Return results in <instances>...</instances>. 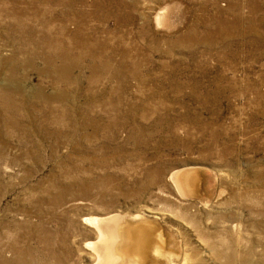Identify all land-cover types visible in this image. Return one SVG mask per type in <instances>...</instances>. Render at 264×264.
Listing matches in <instances>:
<instances>
[{
  "label": "rangeland",
  "instance_id": "obj_1",
  "mask_svg": "<svg viewBox=\"0 0 264 264\" xmlns=\"http://www.w3.org/2000/svg\"><path fill=\"white\" fill-rule=\"evenodd\" d=\"M0 99V247L95 264L108 217L107 264L158 259L131 222L160 264H264V0H0Z\"/></svg>",
  "mask_w": 264,
  "mask_h": 264
},
{
  "label": "bare ground",
  "instance_id": "obj_2",
  "mask_svg": "<svg viewBox=\"0 0 264 264\" xmlns=\"http://www.w3.org/2000/svg\"><path fill=\"white\" fill-rule=\"evenodd\" d=\"M106 3V2H105ZM120 3V2H119ZM98 6V5H97ZM16 9V8H15ZM119 9V8H118ZM17 17V16H16ZM117 19V18H116ZM123 20V19H122ZM117 21V20H116ZM142 29V28H141ZM33 29H31L32 31ZM38 31V30H37ZM66 31V30H65ZM39 32V31H38ZM37 32V33H38ZM27 33V31H26ZM40 33V32H39ZM63 33L65 35V32L63 30ZM141 33V31H140ZM36 34V33H35ZM67 34V32H66ZM63 35V34H62ZM63 35V36H64ZM75 36V35H74ZM76 37V36H75ZM145 37V36H144ZM74 39V37H73ZM76 39V38H75ZM78 39V38H77ZM79 42V41H78ZM85 43V42H84ZM57 44V48H55V53H58L57 55L58 56H61L62 58H64L66 60L67 56L69 55V53H71V50H69L71 47L69 46L68 47H65L63 45H59V43L56 41ZM73 44V43H72ZM75 44V43H74ZM81 44V43H80ZM76 47L73 48V49H83V48H86L84 45L83 46H80L76 43ZM88 46V45H87ZM94 47V46H93ZM84 50V49H83ZM83 50H80V51H83ZM93 50V49H92ZM115 50V49H114ZM95 51V50H94ZM94 51H92V55L95 54ZM89 52V51H88ZM109 52V50H108ZM121 55V54H120ZM94 57V55H93ZM96 57V55H95ZM108 62V61H107ZM112 64V63H111ZM109 67V66H108ZM96 71V69H95ZM5 89H9L8 86H5ZM41 92V91H40ZM2 94V93H1ZM8 94V93H7ZM24 94V93H23ZM6 95V94H5ZM12 95V94H11ZM42 97V96H41ZM5 99V98H4ZM4 99H2L4 101ZM46 99V98H45ZM1 100V99H0ZM8 100V99H7ZM10 100V99H9ZM23 101V100H21ZM1 102V101H0ZM22 104V103H20ZM24 105V104H23ZM17 106H18V103H16L14 100L10 101V102H5V108L8 107L9 109H17ZM21 107V106H20ZM8 111V110H7ZM189 175L186 176V179H185V185H186V188L188 190V192L193 195L194 197H200L201 195H203L202 193V185L198 183V175L196 173H188ZM179 175V174H178ZM178 175L175 176V178H178ZM159 179V178H158ZM157 182V181H156ZM158 183V182H157ZM253 187V186H251ZM264 189V187H262ZM59 195L56 197V202H61L62 200L64 201V196L66 197L67 194H68V190H66L65 188H60L59 189ZM264 192V191H263ZM72 194V193H71ZM85 197V196H84ZM66 199V198H65ZM221 199V198H220ZM77 200V199H75ZM263 208V207H262ZM19 215H21V217H23V221L24 223H16L15 224V227L16 228H20L21 226H25L26 224H30L32 218H33V214L30 212V211H24L21 213H19ZM116 221V219H111L109 220L108 217H93V218H84L83 219V222L89 226H91L93 229L96 230L97 234L99 235V241L97 242V244H95L94 242H87V244H85V248L88 249V250H91L92 252H94L99 260L97 263L95 264H107L108 263V256L106 257V252H104L103 250L100 249V245L103 244V243H108L110 241L109 239V235L108 233L106 232L104 226H106L107 224V227H109V222H114ZM148 221V220H147ZM33 222V221H32ZM146 222V221H145ZM12 223V222H11ZM41 223V222H40ZM132 223V222H131ZM128 224L129 226H125V228H123V234L125 233V236L123 237L124 239H126V243H124L125 245H121L119 247V252L122 253V255L125 257L127 256L131 251H135L136 255L138 256H141L143 257L144 259H146V257L148 256L149 252L153 253L155 256V259L156 257L158 258L156 260V262H159V256L164 253V251L162 250L163 248H159V246H156L155 245H151L150 243L151 242V239L148 237V236H145V235H148V234H144L143 235H139V237H135L136 235L138 236V232L140 229L142 228H147L148 229L150 228V231L152 229H154L155 227H152V226H144L141 225V224ZM153 222H150L148 224L152 225ZM34 225H36V228L37 229V225L38 227L42 224H39L33 222ZM105 224V225H104ZM9 226V225H8ZM132 226V227H131ZM133 227H136L137 228V231H133ZM164 228V226L162 227ZM135 229V228H134ZM119 230V229H118ZM36 232V231H35ZM136 232L137 234L134 235L133 233ZM122 233V232H121ZM140 233V231H139ZM143 234V233H141ZM134 235V236H133ZM204 236V235H203ZM44 240H46V236L44 237H41L40 235H37V238H36V241H37V244L40 245V243L42 244L44 242ZM161 244L163 245V242H161ZM56 249V248H55ZM166 249V248H165ZM213 250H215L214 252L216 253L217 257L223 259V260H226L227 258L218 252V249L217 247L213 244ZM46 250H44V252L42 251L41 254H38V258L37 259H33L32 256H31V249H19L18 246L16 245H11L9 247H0V264H53L52 262H55L54 264H64L63 262L60 261V259H57V256H56V251H50L49 252V256H48V252H45ZM160 252V253H159ZM10 253L11 254V258H8V254ZM159 254V256H158ZM8 255V256H7ZM121 255V256H122ZM51 257V258H49ZM132 257V255H131ZM136 257V256H134ZM154 261V260H153ZM156 262H152L153 264H158ZM144 263V262H143Z\"/></svg>",
  "mask_w": 264,
  "mask_h": 264
}]
</instances>
